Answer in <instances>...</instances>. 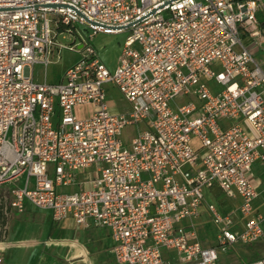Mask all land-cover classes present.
Segmentation results:
<instances>
[{
    "label": "built area",
    "instance_id": "1",
    "mask_svg": "<svg viewBox=\"0 0 264 264\" xmlns=\"http://www.w3.org/2000/svg\"><path fill=\"white\" fill-rule=\"evenodd\" d=\"M258 6L0 0V264L10 217L25 201L49 209L53 221L108 229L115 264H216L237 243L260 240L264 217L252 205L261 182L253 164L264 172ZM78 26L90 30L86 37ZM124 29L109 70L89 38ZM62 30L77 37L68 49L79 56L60 80H38L64 47L56 39ZM106 83L127 109H110ZM85 104L91 114L77 118L74 107ZM141 123L124 144L121 129ZM203 188L236 202L225 211L205 203L216 227L206 244L193 224Z\"/></svg>",
    "mask_w": 264,
    "mask_h": 264
},
{
    "label": "rangeland",
    "instance_id": "2",
    "mask_svg": "<svg viewBox=\"0 0 264 264\" xmlns=\"http://www.w3.org/2000/svg\"><path fill=\"white\" fill-rule=\"evenodd\" d=\"M47 15L48 17H53V14L51 13H47ZM50 27L52 28V31H55V28L52 22L50 23ZM77 28H78V33L85 37L88 35V32H90V30L85 29V27L83 26H78ZM127 34H128L127 29H124L119 32H113V33H104V32L99 31V32H96L91 38H89V42H91V44L93 45L97 57L103 62V64L109 70H112L116 64L117 55L121 49V46ZM75 37H76L75 34L72 35L68 33L67 31L62 30L58 32L56 39L64 47L61 48V50L58 53V56L53 55L51 57V62L46 66L45 70L44 68H42L41 72L37 76L35 73V78L37 77L38 80L45 79L47 82H56L60 80L65 69L69 65H71L72 64L71 62H73L79 56V53H76L68 49V47L73 44L72 42H74L73 39H75ZM209 85L215 91H219L220 89V86L217 85L216 83H213L212 81L209 82ZM105 87L107 88L106 97L112 99V104L110 105L111 110L122 111L128 108L127 103L124 102L120 98L121 93L117 90V88L112 86V84L110 83H106ZM175 101L182 102L183 99H175ZM91 110H92V105L85 104V105L75 106L73 109V113L77 118H84L91 114ZM53 121H55V118L53 119ZM144 127L145 125L142 123L138 125L124 126L121 129V133H120L121 140L123 141L124 144H128L131 137L139 129H143ZM193 143H194V140H193ZM88 169H91V167L84 169V171H87ZM254 173L261 177V179L263 180V183L259 186L260 187L259 194L253 200L252 205H253V208L257 210L261 216L264 217V175L261 172L260 168L255 169ZM19 182H20L19 184H21V180ZM59 188L63 190V189H68L69 187H59ZM202 196H203V203L200 205L201 215L198 218V220L196 219L193 220V224L197 228L202 238L201 239L202 242L206 244V242L212 241V236L216 230V227L211 223V221L209 220L207 216L205 203L213 204L218 210L225 211L229 209V204H230L229 201L231 200L230 199L225 200V198L222 196V200H223V204H222L218 200L217 196H215L212 193V191L208 188L202 189ZM30 204L29 202H27L26 206L31 207ZM34 209L35 210L32 211L31 213H28L30 215H27L28 218H27V225L25 229L16 230L15 228L13 230L11 228V222L12 220H14L15 217H17V215H15L16 213H13L11 215L10 233H9L10 237L14 233L16 237L23 238V239L18 238V240L21 239L22 241H25V242L31 241L32 239L35 240L34 237L31 235V232H32L31 229L33 228V226H31L32 224L30 223L33 221L31 217L34 215V213H37L39 209H42V210H46V209L38 208V207H34ZM261 224L264 229V219L262 220ZM17 228H22V226L17 227ZM205 234H206L205 240L207 241H205L203 238ZM42 241L46 243L47 247H50L51 245H54V244L63 243L65 239L62 238L60 235H58L57 232L53 231L51 232L49 236L47 234H44L42 237ZM5 249L3 250V253ZM254 254L257 255V259L252 262L248 261L247 259ZM262 259H264V236L260 240L254 243H244V244L237 243L234 247H231L227 253L221 254V256L219 257L218 263L216 264H252Z\"/></svg>",
    "mask_w": 264,
    "mask_h": 264
},
{
    "label": "crops",
    "instance_id": "3",
    "mask_svg": "<svg viewBox=\"0 0 264 264\" xmlns=\"http://www.w3.org/2000/svg\"><path fill=\"white\" fill-rule=\"evenodd\" d=\"M258 2L259 6L256 10V16L264 29V0H258ZM242 42L247 44L249 42L248 36L242 35ZM255 57L264 66V42L261 44V48ZM257 168H260L259 165L257 163L253 164V172ZM261 172L264 175L262 170ZM79 174L81 176L82 172ZM257 176L261 180V185L263 180L259 175ZM259 186L258 194L260 191ZM27 202L25 201L24 203V210L21 213L15 214L17 217L11 222V228L13 230L15 228L16 230L25 229L27 215H30L28 213L35 210L34 206L30 203L31 207H27ZM235 205L236 202L232 201L229 204V208H233ZM33 216L31 217L33 221L30 223L33 226L31 235L35 240L32 239L26 242L21 239L18 240V238L22 237H16L14 233L10 237L9 226L7 238L9 245L3 253V261L1 264H115L111 253L113 241L108 229L105 227H83L76 224L71 217H65L60 221H53L49 209H39ZM21 226L22 228H17ZM53 231L57 232L65 241L47 247L46 243L42 241V237L44 234L49 236ZM204 236L206 237V234ZM199 237L201 238L200 234Z\"/></svg>",
    "mask_w": 264,
    "mask_h": 264
},
{
    "label": "trees",
    "instance_id": "4",
    "mask_svg": "<svg viewBox=\"0 0 264 264\" xmlns=\"http://www.w3.org/2000/svg\"><path fill=\"white\" fill-rule=\"evenodd\" d=\"M213 192H214V195L217 196L218 200L223 204L221 191H219V189H217V188H214L213 189ZM252 243H254V242H252ZM256 259H257V255L254 254V255L250 256L247 260L250 261V262H252V261H255Z\"/></svg>",
    "mask_w": 264,
    "mask_h": 264
},
{
    "label": "water",
    "instance_id": "5",
    "mask_svg": "<svg viewBox=\"0 0 264 264\" xmlns=\"http://www.w3.org/2000/svg\"><path fill=\"white\" fill-rule=\"evenodd\" d=\"M56 4H51L50 6H55ZM252 264H264V261L261 262H256V263H252Z\"/></svg>",
    "mask_w": 264,
    "mask_h": 264
}]
</instances>
